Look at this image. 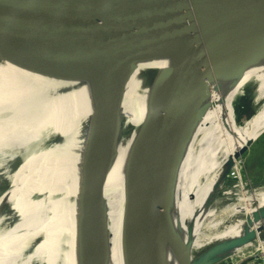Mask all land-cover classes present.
I'll use <instances>...</instances> for the list:
<instances>
[{
  "label": "bare ground",
  "instance_id": "1",
  "mask_svg": "<svg viewBox=\"0 0 264 264\" xmlns=\"http://www.w3.org/2000/svg\"><path fill=\"white\" fill-rule=\"evenodd\" d=\"M260 56L240 73L217 68L193 126L153 171L144 205L159 201L144 225L148 228L162 223L161 216L168 217L172 231L168 234L166 225L164 264L210 263L264 248V213L255 216L264 212V186L246 190L240 177L237 190L225 192L232 200L229 205L219 211L215 200L239 158L264 131V54ZM176 63L170 55L142 59L123 77V114L102 207L107 264H133L125 233L130 158L150 113L176 91L162 87ZM253 76L259 84L258 103L236 124L240 106H232L233 97ZM97 88L91 78L48 76L0 56V179L8 182L0 195V264H76L68 255L74 219L81 218L75 213L90 160L93 118L100 109ZM20 155L24 157L18 160ZM166 175L159 199L153 198L156 184ZM248 235L242 243L230 245Z\"/></svg>",
  "mask_w": 264,
  "mask_h": 264
},
{
  "label": "water",
  "instance_id": "2",
  "mask_svg": "<svg viewBox=\"0 0 264 264\" xmlns=\"http://www.w3.org/2000/svg\"><path fill=\"white\" fill-rule=\"evenodd\" d=\"M263 54L264 0H0L1 57L44 75L98 82L100 109L93 118L90 160L75 213L81 218L74 219L70 262L107 264L102 207L115 131L123 114H119L123 77L139 60L177 58L162 82V87L176 91L150 113L133 145L125 211L131 262L164 264L166 225L168 234L172 231L168 217L161 216V224L144 225L159 201L144 205L153 171L193 126L211 93L217 68L240 73L248 61ZM254 77L233 97L232 106L242 107L236 124L258 103L259 84ZM166 179L168 175L156 184L153 198L159 199ZM169 193L160 198L161 204Z\"/></svg>",
  "mask_w": 264,
  "mask_h": 264
},
{
  "label": "rangeland",
  "instance_id": "3",
  "mask_svg": "<svg viewBox=\"0 0 264 264\" xmlns=\"http://www.w3.org/2000/svg\"><path fill=\"white\" fill-rule=\"evenodd\" d=\"M241 108L242 107L240 106V109ZM248 114L249 112L244 116V118L247 117ZM52 141L55 140H49L48 142L51 143ZM23 157V155H20L18 160H21ZM14 165L15 164L13 163L12 166L14 167ZM2 166L4 165H0V168ZM240 177L245 182L246 190H250V188L253 187L264 186V133L244 152V154L239 158L236 167L227 175L223 189L217 193V197L215 199L217 210L220 211L232 202L230 195L225 192L231 191L234 193L237 190L235 187ZM7 186L8 182L0 179V195L7 188ZM36 195L37 194H35V196ZM262 251H264V248L262 250H251L241 255L234 254L217 259V261L214 262L201 264H253V262L261 260L260 255Z\"/></svg>",
  "mask_w": 264,
  "mask_h": 264
},
{
  "label": "built area",
  "instance_id": "4",
  "mask_svg": "<svg viewBox=\"0 0 264 264\" xmlns=\"http://www.w3.org/2000/svg\"><path fill=\"white\" fill-rule=\"evenodd\" d=\"M261 260L253 262V264H264V251L261 252Z\"/></svg>",
  "mask_w": 264,
  "mask_h": 264
}]
</instances>
